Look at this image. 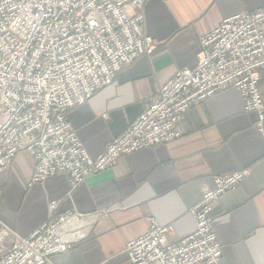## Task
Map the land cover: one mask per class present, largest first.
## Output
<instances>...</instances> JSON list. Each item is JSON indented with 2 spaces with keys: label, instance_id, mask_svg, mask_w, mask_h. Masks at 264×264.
<instances>
[{
  "label": "built area",
  "instance_id": "built-area-1",
  "mask_svg": "<svg viewBox=\"0 0 264 264\" xmlns=\"http://www.w3.org/2000/svg\"><path fill=\"white\" fill-rule=\"evenodd\" d=\"M146 2L0 0V173L25 151L34 160L31 185L64 174L77 188L121 156L180 138L182 116L227 88L239 92L244 112L257 115L262 131L258 83L264 69V8L224 19L202 37L195 67L177 71L97 158L88 155L68 114L111 85L125 66L153 52L155 43L143 30ZM248 174L215 177L214 188H205L190 210L193 232L176 244L167 241L170 227L150 219L148 231L126 244L129 263L219 264L213 207ZM89 227L83 214L69 211L7 246L12 232L2 225L0 264H47L87 238Z\"/></svg>",
  "mask_w": 264,
  "mask_h": 264
},
{
  "label": "crops",
  "instance_id": "crops-1",
  "mask_svg": "<svg viewBox=\"0 0 264 264\" xmlns=\"http://www.w3.org/2000/svg\"><path fill=\"white\" fill-rule=\"evenodd\" d=\"M263 8L264 0H147L143 30L155 43L153 52L68 114L88 155L97 158L177 71L195 67L202 37L224 19ZM258 87L264 103V69ZM256 123L255 113L244 112L239 92L227 88L182 116L180 138L121 156L77 188L64 174L31 185L34 160L19 152L0 173V228L12 232L6 245L75 211L90 226L87 238L47 264H130L126 244L148 231L150 219L170 227L167 241L176 244L193 232L190 210L205 188H214V178L249 170L214 204L212 229L219 264H264V121L261 132Z\"/></svg>",
  "mask_w": 264,
  "mask_h": 264
}]
</instances>
